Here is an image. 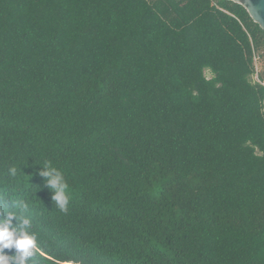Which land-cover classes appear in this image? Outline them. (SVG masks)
<instances>
[{
    "label": "trees",
    "instance_id": "obj_1",
    "mask_svg": "<svg viewBox=\"0 0 264 264\" xmlns=\"http://www.w3.org/2000/svg\"><path fill=\"white\" fill-rule=\"evenodd\" d=\"M255 77L264 32L228 0H0V199L29 205L27 264H264Z\"/></svg>",
    "mask_w": 264,
    "mask_h": 264
},
{
    "label": "clouds",
    "instance_id": "obj_2",
    "mask_svg": "<svg viewBox=\"0 0 264 264\" xmlns=\"http://www.w3.org/2000/svg\"><path fill=\"white\" fill-rule=\"evenodd\" d=\"M16 173V167L9 169L11 176H15ZM38 175L44 178L45 185L51 191L53 203L61 212L66 213L70 198L63 173L51 162H44L38 169ZM27 213H29L27 202L21 200L14 204V207H9L7 200L0 199V264H27L28 259L34 255L37 237L31 231L32 220ZM5 249H15V254H6Z\"/></svg>",
    "mask_w": 264,
    "mask_h": 264
},
{
    "label": "water",
    "instance_id": "obj_3",
    "mask_svg": "<svg viewBox=\"0 0 264 264\" xmlns=\"http://www.w3.org/2000/svg\"><path fill=\"white\" fill-rule=\"evenodd\" d=\"M242 6L249 17L264 32V0H228Z\"/></svg>",
    "mask_w": 264,
    "mask_h": 264
},
{
    "label": "built area",
    "instance_id": "obj_4",
    "mask_svg": "<svg viewBox=\"0 0 264 264\" xmlns=\"http://www.w3.org/2000/svg\"><path fill=\"white\" fill-rule=\"evenodd\" d=\"M210 1L214 4L215 0H210ZM254 61H255V63H257V58L256 57L254 58ZM256 66H257V64H256ZM255 79L258 81L257 77H255ZM258 82L264 87V82H260V81H258Z\"/></svg>",
    "mask_w": 264,
    "mask_h": 264
}]
</instances>
